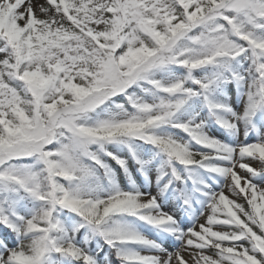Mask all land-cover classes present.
<instances>
[{
  "label": "snow or ice",
  "instance_id": "6c2138e0",
  "mask_svg": "<svg viewBox=\"0 0 264 264\" xmlns=\"http://www.w3.org/2000/svg\"><path fill=\"white\" fill-rule=\"evenodd\" d=\"M0 264H264V0H0Z\"/></svg>",
  "mask_w": 264,
  "mask_h": 264
}]
</instances>
